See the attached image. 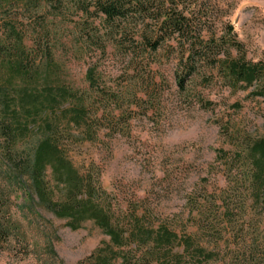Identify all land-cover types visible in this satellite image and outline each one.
<instances>
[{"label": "rangeland", "instance_id": "1", "mask_svg": "<svg viewBox=\"0 0 264 264\" xmlns=\"http://www.w3.org/2000/svg\"><path fill=\"white\" fill-rule=\"evenodd\" d=\"M161 3L160 13L129 10L120 33H107L108 26L92 5L82 12L75 0H64L58 17H48L51 37L29 36L25 47L36 56L35 66L42 50L49 49L63 81L75 90L87 88L85 73L93 68L97 85L119 97L113 112L119 131L106 126L92 143L72 139L67 150L73 163L80 169L98 168L102 188L119 193L125 206L135 195L137 206L151 208L156 222L194 236L211 250V240L219 238L215 212L221 194H238L244 186L236 153L246 142L264 138V98L256 95L264 81L259 87H231L221 69V52L228 50L230 60L264 66V0ZM13 11L1 5L0 20ZM177 11L191 22L192 32L200 31L202 41L216 46L205 60L196 61V72L183 89L175 76L185 73L180 61L189 54L187 40L194 35L185 40L167 32L155 53L141 43L143 34L152 40L162 36L160 23ZM40 18L35 15L25 22ZM229 28L232 34L226 35ZM197 50L198 45V55ZM3 147L0 140V229L9 241L0 245V264H93L88 258L109 238L92 222L72 231L65 220L40 210L27 180L2 160ZM247 203L237 219L257 246L254 260L264 264V206Z\"/></svg>", "mask_w": 264, "mask_h": 264}, {"label": "trees", "instance_id": "2", "mask_svg": "<svg viewBox=\"0 0 264 264\" xmlns=\"http://www.w3.org/2000/svg\"><path fill=\"white\" fill-rule=\"evenodd\" d=\"M75 2L82 12L92 5L108 26L107 33L114 30L120 33L129 10L150 15L163 9L162 0H90L89 4L85 0V5L79 0ZM1 5L14 10L12 15L0 20V140L4 144L1 158L18 178L27 180L40 210L65 220L72 231L92 222L109 238V243L96 250L88 261L93 264H259L254 260L257 246L249 242L245 225H240L243 222L237 218L244 213L248 200L264 206V138L246 142L236 153L235 162L240 161L241 167L239 178L244 184L238 190L244 194L226 192V197L225 192L221 194L215 212L219 238L211 240L213 246L208 250L194 236L180 235L164 222H156L151 208L141 210L137 206L139 200L135 195L129 197L125 206L126 200L119 193L102 188L98 168L90 165L80 169L71 160L67 144L72 139L92 143L106 126L119 131L120 124L114 123L118 117L113 115L119 97L108 95L97 85L93 68L85 73L87 88L75 90L63 81L49 49L42 50L39 63L34 65L36 56L27 50L25 40L29 36L39 40L51 37L48 17H58L64 0H0ZM35 15L42 17L40 22H25ZM158 31L162 36L155 40L146 34L141 37V43L153 53L167 32L185 40L190 33L194 35L191 41L187 40L189 54L180 61L185 73L182 77L175 76L177 86L183 89L185 81L196 72V61L205 60L216 46L211 40L202 41L200 31L192 32L191 22L182 12L164 19ZM228 31L226 35L232 34L231 28ZM221 53L225 55L221 69L231 87H259L264 81V66L243 59L230 60L226 49ZM256 93L264 98V84ZM204 215L200 218L205 222ZM8 241V233L0 229V245ZM221 253H224L222 258Z\"/></svg>", "mask_w": 264, "mask_h": 264}]
</instances>
